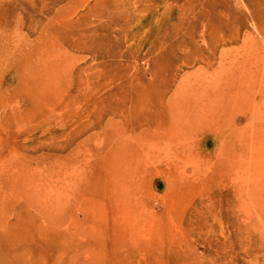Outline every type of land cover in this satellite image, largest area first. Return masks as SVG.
Returning a JSON list of instances; mask_svg holds the SVG:
<instances>
[{
  "label": "rangeland",
  "instance_id": "1",
  "mask_svg": "<svg viewBox=\"0 0 264 264\" xmlns=\"http://www.w3.org/2000/svg\"><path fill=\"white\" fill-rule=\"evenodd\" d=\"M0 264H264V0H0Z\"/></svg>",
  "mask_w": 264,
  "mask_h": 264
}]
</instances>
